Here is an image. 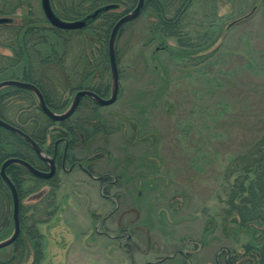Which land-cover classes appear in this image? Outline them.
<instances>
[{"label": "rangeland", "instance_id": "obj_1", "mask_svg": "<svg viewBox=\"0 0 264 264\" xmlns=\"http://www.w3.org/2000/svg\"><path fill=\"white\" fill-rule=\"evenodd\" d=\"M116 1L50 0V4L55 15L68 22L80 21L108 5L118 7L105 14L115 11L122 18L137 5L134 0L131 4L128 0ZM165 1L167 15H174L183 2ZM10 2L19 4L18 10L9 16L0 14V18L12 19L20 29L13 31L7 23L0 24V62L14 58L9 44L16 41L17 33L31 26L47 29L41 32L43 41L35 49L40 58H50L42 69L48 76L41 78L51 98L49 103L56 107H49L51 110L65 112L78 91H92V86L101 97L111 96L109 61L101 64L99 57L105 38L108 50L113 28L103 26V16L85 30L54 34L51 31L57 28L46 18L41 0H0V9ZM185 5L186 28L180 37L154 32L152 24L158 22L159 13L154 6H144L141 14L120 30L115 47L119 92L113 104L99 106L86 97L74 115L64 121L66 125L51 120L39 146L49 156L54 143L67 137L71 147L65 168L59 166L48 183H41L14 165L20 168L13 174L18 182L20 220L28 222L35 213L44 220L36 225L41 237L39 264L259 263L249 253L259 233L240 226L239 218L229 211L223 191V160L236 148L229 144L233 137L224 145V137L212 134H223V120L213 126L216 129L212 132L203 129L201 136L195 130L190 135L185 131L189 122L197 130L203 124L198 112L191 114L192 100L209 99L204 85L194 78L199 67L171 54L187 58L220 48L227 56L225 64L216 67L227 71L228 92L225 89L224 95L229 100H240L239 96L252 100L254 113L264 117V0H187ZM78 11L87 12L80 16L74 13ZM62 12L69 20L59 16ZM182 39L188 42L185 48L178 43ZM246 61L252 66L247 67ZM94 66V74L82 89L72 90L74 78L82 72L89 74ZM189 71H193V77H187ZM32 72L27 59H22L18 66L0 71V82H28L26 77ZM192 88L198 90L194 95ZM0 98V111L8 122L39 130L43 112L32 92L6 87L0 91ZM81 120L86 121L85 130L75 124ZM67 125L74 129L75 140ZM239 125L243 127L240 131L247 129V124ZM224 126L230 129L231 122ZM7 136L0 137V165L24 155L35 168L45 170V161L29 145ZM236 139L243 140L241 136ZM64 148L62 143L60 152ZM194 152L199 156L207 153L204 170L192 166ZM6 190L7 195L0 196V243L14 230L13 201L8 187ZM23 225L18 239L32 248L29 237L33 235ZM12 245L0 250V261L13 255ZM31 253L23 264L33 263Z\"/></svg>", "mask_w": 264, "mask_h": 264}, {"label": "trees", "instance_id": "obj_2", "mask_svg": "<svg viewBox=\"0 0 264 264\" xmlns=\"http://www.w3.org/2000/svg\"><path fill=\"white\" fill-rule=\"evenodd\" d=\"M102 1L105 2L106 0ZM109 1L110 3H117L116 0ZM128 1L129 4L133 3V0ZM163 1L166 5L168 4L165 0H162V2L160 1V4L159 0H146L145 2V7L154 6L159 12L157 17L158 22L156 24H152V26L155 27L154 32H159L161 34L174 37H180V35H182L183 31L186 28L184 19L188 9L185 5L187 0H183V2H181L182 4L180 3L178 5V8H176L174 15H167V13L164 11L165 8ZM134 3H137V1L135 2L134 0ZM8 6L6 8L0 9V14L9 16L14 14L19 8V4L15 5V3L12 2H10ZM86 12L87 11H83L81 13L78 11L74 13H76V15L83 16ZM59 16L64 20H69L66 12L60 13ZM101 16H103L106 22V24H103V26L105 27L106 25H109L110 28H113V24H115V22L120 18V14H117L115 11H111L106 14L104 12L99 17ZM5 25L10 27L13 31L20 29V27L15 26L10 22ZM87 26L83 30L88 28ZM46 30L47 29L45 28L31 26L25 32L17 33L16 41L9 44V47L14 52V58H6V62H0V71H6L9 68L18 66L22 59H27L28 65L34 72H32L30 76L28 75V77H26V80L37 86L42 92L49 107H51L53 110H56V107L49 103V100H51V98L44 89L41 78L44 75L46 77L48 76L46 75L47 73L42 71V69L45 68L44 66H48L50 58H40L38 50L35 49V47L43 41V38L40 39L42 37L41 32ZM51 32H53L54 34H60L63 32H65L66 34L72 33L66 30L59 31L57 29H53ZM81 32L82 30L79 31V33ZM105 34L106 37H108V33L104 31L103 35ZM105 42L106 38L104 41L103 50L100 53L99 57L101 59V64H103L104 62L107 63V59L109 61L107 44H105ZM178 43L181 47L184 48L188 46V42L186 40L184 41L183 39L179 40ZM219 49L210 53L200 54L194 57L191 56L187 58L181 55L175 56L176 54H171V56L173 55V57L185 59L188 63L187 65L191 64V66L199 67L194 71V73L196 74L194 78L197 81H200L202 85H204V94L207 95L209 99L192 100L193 107L191 110V114L198 112L199 118H201V122H203V124L202 127L197 130L195 127L196 125H193L189 122L186 125L185 131H187V133H189L190 135V133L195 130V134L201 136V131L203 129L212 132L214 129H216L213 128V126L217 125L221 120H223V134L220 135V132H215L212 134L215 137H224L226 140L224 145H226L228 138L233 137L229 141V144L236 146V148L232 152H229L230 154L227 155V157L225 156L223 160L224 168L221 172V177L223 179V182H225L226 184L225 187H223L224 194H226L227 196L226 203L228 205L230 213L236 214V216L239 218L241 227H251L255 233H259L257 239H255V248L249 247L251 248L249 250V253H251L257 261H259V263L257 264H264V117L261 116L260 112H257V114L256 112L254 113L252 100H242V96H239L240 100H229L228 98H226V95H224L225 89V92H228V88H226L227 71H222V68L220 70H217L216 67L220 64L221 66L225 64L227 56L223 53L221 54V51ZM164 50H162V53L166 51ZM248 61H246V64ZM250 66H252V63L247 64V67ZM94 71L95 66L92 67L90 71H88L89 74H85L84 72H82L76 78H74L72 83V90L75 91L78 89H82V86L85 85L86 79L93 75ZM38 72H42L41 76L40 74H38ZM185 74L187 75V77H193L192 75H194L193 71H189ZM179 79L181 78L179 77ZM91 90L97 94H100V91L96 87L92 86ZM192 92L194 95L198 92V90H194V88H192ZM0 100L2 99L0 98ZM189 101L191 102V100ZM164 104H166V102H163V105ZM252 116L254 117V119ZM0 117L5 121H8L6 116H4L3 112L1 111ZM250 118L252 119L251 122ZM228 122H231L230 129H227L226 126H224ZM65 123L66 122H63V125H66ZM85 123L86 121L81 120L75 124L78 125L80 130H85ZM250 123H256V125L254 124L253 126H250ZM40 124L41 127L37 132H35L34 128H19L29 134L38 144H40V141L45 140L46 131L52 125V121L45 114L40 113ZM178 124L176 126H178ZM239 124H247L245 125L247 129L244 132L240 131L243 130V127H241ZM66 127H69V125H67ZM94 129L96 132H98L99 124L94 125ZM69 130V135H71L73 139L76 138L74 129L69 127ZM6 133L7 131L5 132V130H1L0 128V137L3 138V136L8 135L7 137L14 139L15 142L22 145L26 144V142H24V140H22L18 136L12 133L10 134L9 132L8 134ZM240 136L243 138V140L240 139V141H238L236 138H240ZM244 138H248L249 140L245 141L246 139ZM16 157L26 160L27 162L34 165V162L24 155H16ZM205 159L207 160L206 152L201 154V156H199L198 152H194L192 158V166L195 168L199 167L197 168L198 170H204V168L207 166V163H203ZM1 161L2 156H0V162ZM19 169V167L11 166L7 171V174L11 177L17 190L18 182L16 181L13 174L16 173V170L20 171ZM38 181L41 183H48L47 180H42L40 178L38 179ZM3 195H7V190L0 177V196L2 197ZM42 222H44V220H42L40 213H35L30 217L28 222L21 219V227L24 226L23 224H25V226L29 229V232L33 235V238L31 239L28 236L29 240L33 241V246L32 248H29L27 247L28 244L25 243V240L21 241V238L17 239L12 245L13 255L8 260L0 261V264H23L32 254L31 250L33 251L34 259L32 264H39L42 258V254L40 252V249L38 248L40 246L39 241L41 240V237L38 234L36 225ZM230 264H234V262H231Z\"/></svg>", "mask_w": 264, "mask_h": 264}, {"label": "water", "instance_id": "obj_3", "mask_svg": "<svg viewBox=\"0 0 264 264\" xmlns=\"http://www.w3.org/2000/svg\"><path fill=\"white\" fill-rule=\"evenodd\" d=\"M41 1H42V7L44 13L48 21L54 27L61 30L83 29L93 20L97 19L102 13L117 8V5H108L96 10L95 12H93L92 14L88 15L87 17H85L80 21L68 22L61 20L59 17L55 15L53 9L51 8L50 0H41ZM144 6H145V0H138L137 5L132 10V12L120 18L112 29L108 43V58H109L111 80H112V92L109 98H103L97 93L90 90H80L75 94L73 101L70 107L68 108V110L59 114L49 108L42 92L39 90L37 86H35L32 83L22 82V81H4V82H0V91L6 87H14L17 89H22L32 92L38 99L39 107L41 111L53 122H62L72 117L75 111L77 110V108L79 107L82 99L86 97L93 100L99 106H108L113 104L117 100L118 92H119V70H118L116 49H115L117 37L123 26L133 21L141 14L142 10L144 9ZM9 22L10 19L8 18H0V24L9 23ZM0 127L24 140V142H26V144H28L35 151V153L39 156L40 159L50 164V170L48 172L41 171L35 168L29 162L20 158H9L2 164L0 170V176L3 182L5 183V185L8 187L13 201L14 230L12 235L8 239L0 243V250H1L3 248L11 246L18 239L21 233L19 193L14 182L10 179V177L6 173L7 168L14 165L21 166L22 168H24L30 174H32L37 178L50 179L55 175L56 167H55V159L45 154V152L39 146V144L24 131L2 120L1 118H0Z\"/></svg>", "mask_w": 264, "mask_h": 264}, {"label": "flooded vegetation", "instance_id": "obj_4", "mask_svg": "<svg viewBox=\"0 0 264 264\" xmlns=\"http://www.w3.org/2000/svg\"><path fill=\"white\" fill-rule=\"evenodd\" d=\"M118 7V6H117ZM10 23H13V20L12 19H10ZM74 115V114H73ZM1 118V117H0ZM71 118V117H70ZM2 119V118H1ZM50 119V118H49ZM2 120H4V119H2ZM5 121V120H4ZM65 121H67V120H65ZM6 122H8V121H6ZM62 122H64V121H62ZM8 123H10V122H8ZM61 123V122H60ZM10 124H12V123H10ZM13 126H15V127H17L16 125H14V124H12ZM1 128V127H0ZM17 128H19V127H17ZM1 129H3V128H1ZM21 129V128H20ZM22 130V129H21ZM23 131V130H22ZM62 143H64V145H65V148H64V151H61L60 152V146H61V144ZM28 145V144H27ZM70 147H71V145H70V141H69V139L67 138V137H62V138H60V139H58L55 143H54V146H53V152H52V155H49V156H51V158H54L55 159V167H56V172H57V168L59 167V166H61L62 168H65L66 167V165H67V163H68V157H67V153L70 151ZM42 149H43V151L45 152V154L46 153H48L46 150H44V148H43V146L41 147ZM49 154V153H48ZM21 159V158H20ZM26 161V160H25ZM42 161V160H41ZM45 163V165H46V168H45V170H42V169H39V170H41V171H45V172H48L49 170H50V164L49 163H47V162H44ZM3 164V163H2ZM2 164L0 165V170H1V166H2ZM31 164V163H30ZM76 164H73L72 166H75ZM34 166V165H33ZM11 167V166H10ZM10 167H8L7 168V170H6V173H7V171H8V169L10 168ZM55 172V173H56ZM8 175V174H7ZM9 176V175H8ZM1 177V176H0ZM10 177V176H9ZM2 179V178H1ZM10 179H11V177H10ZM51 179V178H50ZM50 179H42V180H50ZM12 180V179H11ZM3 181V180H2ZM3 184L5 185V183L3 182ZM6 186V185H5ZM6 188H7V186H6Z\"/></svg>", "mask_w": 264, "mask_h": 264}]
</instances>
